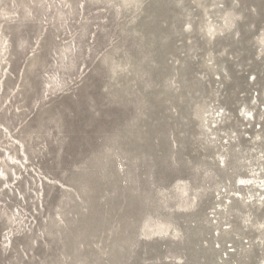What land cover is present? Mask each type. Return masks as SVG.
<instances>
[{
	"label": "rangeland",
	"instance_id": "374dc122",
	"mask_svg": "<svg viewBox=\"0 0 264 264\" xmlns=\"http://www.w3.org/2000/svg\"><path fill=\"white\" fill-rule=\"evenodd\" d=\"M0 264H264V0H0Z\"/></svg>",
	"mask_w": 264,
	"mask_h": 264
}]
</instances>
